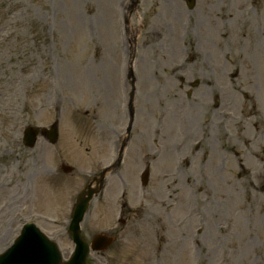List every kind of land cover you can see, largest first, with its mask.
<instances>
[{"label":"rangeland","instance_id":"obj_1","mask_svg":"<svg viewBox=\"0 0 264 264\" xmlns=\"http://www.w3.org/2000/svg\"><path fill=\"white\" fill-rule=\"evenodd\" d=\"M163 1L0 0V253L13 243L25 222L33 221L59 243L68 259L74 248L68 233L70 206L83 183L102 169L96 164L95 150L101 154L102 147L105 157L112 150L115 158L126 139L122 161L126 175L119 169L107 176L103 195L91 203L82 223L88 239L100 227H114L119 239L106 252L91 253V264H264V159L257 162L246 150L236 151L238 145L236 150L226 145L219 176L208 175L201 185V189L211 188L207 201L198 192L203 173L197 167L192 173L190 166L170 157L169 169L162 171L156 158L142 160L145 152H139L135 137L139 123L143 127L146 121L139 116L143 110L139 108L150 105L153 88L148 80L142 85V65L151 63L147 52H141L138 37L146 38L141 28L152 10L164 13L170 6L173 14L177 8L175 0H165L168 5ZM214 1L198 0L195 10L200 11L202 4L216 8ZM125 5L130 9L133 40L132 120L123 113L119 84L123 62L119 11ZM221 8L223 20L217 21L216 28L209 26L216 45L208 46L200 56L202 61H193L192 44L184 38V58L197 63L199 71L190 76L181 65L171 85V80L164 85L187 101L196 99L202 90L205 95L209 92L208 101L220 106V111L226 105L237 114L252 110L264 124V58L245 43L252 41L247 34L252 35L258 25L264 30L262 0H224ZM164 18L169 21L168 16ZM179 21L180 25L182 18ZM216 35L227 36L228 43ZM240 36L247 39L237 41ZM188 41L194 44L196 38L189 36ZM172 45L168 46L167 31L161 30L158 41L149 47L151 62L166 65L176 58L174 65H180L179 54L168 52ZM235 54L243 58L237 66L232 61ZM196 80L199 85L192 86ZM211 87L215 94L209 91ZM154 117L148 119L151 134ZM56 120L60 132L56 144L40 136L34 148L24 145L27 126L49 127ZM231 133L236 140L234 127ZM177 134L176 129L170 140L179 154ZM254 148L264 156V129ZM62 162L73 165L71 177L48 170H56ZM146 168L150 177L144 186L141 175ZM165 171H169L165 175L175 174L173 186L161 182ZM249 187L262 198L251 203L246 197ZM126 200L131 218L122 225L118 219ZM168 200L170 207L165 208Z\"/></svg>","mask_w":264,"mask_h":264},{"label":"bare ground","instance_id":"obj_2","mask_svg":"<svg viewBox=\"0 0 264 264\" xmlns=\"http://www.w3.org/2000/svg\"><path fill=\"white\" fill-rule=\"evenodd\" d=\"M163 4L168 5L165 2ZM212 11V9H205L203 7L200 11L191 12L181 25L185 35L178 36L177 38L170 34V27L168 28L167 23H169V25H171V23L164 18L168 16L169 19L174 21L171 7H166L164 13L159 12L156 14V21L151 24L153 28L152 33H154L153 38H155V33L161 34V30L165 29L167 31L168 46L170 47L173 44L168 52L173 56L179 54L182 62L179 63L180 65H174V61H176V58H174L171 61L173 63H168L166 65L159 64V71L156 68L154 70L149 63L142 65V70L145 71L142 73L143 86L147 84V80L152 82L153 96L148 106V108L151 106L150 111L142 110L139 113V116L146 122L141 129L138 128V133L135 137L136 140L140 142L139 152L142 154L145 152V157H143L142 160L144 161L147 157V159L156 158V162H158L160 168L163 169L162 171L169 169L170 157L177 164H179L180 161L184 165L186 164L187 167L190 166L191 172L192 169L197 167L198 172L200 174L203 173V177L197 182V186L199 187L198 192L205 197V201L209 198L208 193H211V188L201 189V185H204L205 178H207L208 175L219 176V166L221 160H223L222 158L226 145L230 149H234V147L238 145L240 149L234 150H246V155L252 157L255 161L264 159V156L258 154L254 148V143L258 134L264 129L261 117L255 111L251 110L248 113L237 114L232 112L228 105H226L223 111H220V106L215 107L212 101H208L210 99L209 92L208 94L206 92L205 95V92L202 90L201 95H196V99L187 101L181 98L179 94L176 96V93L171 91V87H168L173 81L171 79H174L179 71L182 70L179 68L181 65H184L183 72L185 74L188 73L190 76L198 70L197 63L186 61L184 58L185 53L181 50L185 45L184 38H186L187 44H192L190 53L192 54L191 57L193 61L201 60L200 56H204V51L208 49L209 45H216L213 43V38H210L209 26L211 24H208L206 19ZM210 19L212 20L211 16ZM144 25H146L145 30L147 31V23H144ZM189 36L196 38L194 44L192 41H188ZM250 36L252 37V41L245 40V43H247L246 47H249L251 50L253 48L255 52L261 53L264 58V39L261 41L257 40L260 34ZM263 37L264 36L261 38ZM216 38H221L225 45L229 41L228 37L223 35H216ZM245 38L246 37L240 36V39H237V41H241ZM232 57L235 66L243 62V58L240 54H235ZM198 65L199 67L203 66L202 63H198ZM161 68L162 70H160ZM160 71H163L164 74ZM168 71L169 73H167ZM156 77L162 85H159L158 81L155 83ZM169 80H171L169 85L165 86L164 84ZM213 90L212 87L211 90L209 89L212 94H215ZM163 92L165 93L164 97H162L164 94ZM175 96L176 101L174 100ZM169 104L170 106H168ZM153 110H156L157 114L154 117L156 124L153 128V134H151L150 130L152 126L149 125L148 119ZM145 111L149 115L144 114ZM190 127H193V129ZM228 127L229 130L227 129ZM232 127H234L236 140H234V136L231 133ZM176 129L178 131V140H181V143H178L179 154H177L175 150L176 143H172L170 140L174 132H176ZM166 173H169V171H165L161 174V182L173 186L175 174L165 175ZM166 178L169 181H167ZM185 179L189 182L191 181L189 175H187ZM246 197L251 203L257 202L262 198L259 192H254L250 187L247 189ZM170 204L171 200H168L164 204L165 208L170 207ZM262 220L264 222V216H262ZM161 226H163V223H161Z\"/></svg>","mask_w":264,"mask_h":264},{"label":"water","instance_id":"obj_3","mask_svg":"<svg viewBox=\"0 0 264 264\" xmlns=\"http://www.w3.org/2000/svg\"><path fill=\"white\" fill-rule=\"evenodd\" d=\"M44 129H42L43 131ZM40 130L36 127H29L26 130L25 143L29 146H34L37 140V135ZM49 137L53 140L57 139L58 136V124L55 123L50 131L47 132ZM148 180V173L144 175V182ZM93 189L83 191L81 194L78 205L73 215L72 222L70 224L69 231L73 235L76 242V251L72 258L65 262V264H87L86 256L89 252V245L85 241L81 234L80 222L82 221L84 214L88 208L89 200L93 195ZM14 252H5L0 256V264H60L56 251L50 243L54 244L47 238L46 235L37 231L34 225L30 224L26 226L25 231L17 240ZM111 239L102 234H98L93 241V248L100 249L106 248L110 244ZM56 244V243H55ZM34 246L38 247V251L35 250ZM35 250V251H34ZM34 251V252H33ZM33 252V253H32ZM35 255H38V261L31 260Z\"/></svg>","mask_w":264,"mask_h":264},{"label":"flooded vegetation","instance_id":"obj_4","mask_svg":"<svg viewBox=\"0 0 264 264\" xmlns=\"http://www.w3.org/2000/svg\"><path fill=\"white\" fill-rule=\"evenodd\" d=\"M223 1L224 0H215L214 1V6L216 8H212L213 15L222 11L221 5H222ZM205 6H206V9H211V8H209V6H207V5H205ZM262 7L264 8V0H262Z\"/></svg>","mask_w":264,"mask_h":264}]
</instances>
